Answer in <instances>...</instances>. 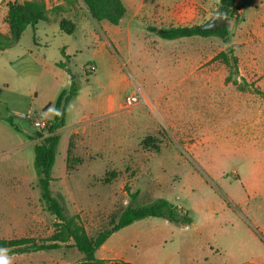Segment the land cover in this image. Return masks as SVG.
I'll return each instance as SVG.
<instances>
[{
    "label": "rangeland",
    "instance_id": "374dc122",
    "mask_svg": "<svg viewBox=\"0 0 264 264\" xmlns=\"http://www.w3.org/2000/svg\"><path fill=\"white\" fill-rule=\"evenodd\" d=\"M9 1L24 0H0V32L3 34L7 33L4 18ZM45 1L48 9L62 5V16L75 19L74 33L63 37L76 52L73 63L85 84L93 77V73L86 71L93 50L87 46V29L91 31L92 27L90 22L81 19L88 14L87 9L80 0ZM121 1L125 14L120 29L129 27L133 31L130 37L133 61H137L139 68H148L136 74L144 75L150 86L155 98L149 99L154 109L140 107L141 128L132 136L131 106H127L121 110L117 121L120 124L119 130L116 129L119 151L72 154L80 161L70 160L67 166L70 125L80 112V100L74 98L65 112L66 128L59 134L51 171L52 194L61 196L69 216H80L90 237L109 228L130 204L124 187H128L130 193L138 192L132 206L147 205L163 198L180 205L192 217V223L179 234L178 230L160 233L150 229L148 225L157 223V218L135 221L133 226L112 234L96 251L97 259L124 258L135 264H202L203 260L195 257L203 254L200 247L205 246L216 253L208 257L206 264H259L264 260V0H240L238 20L228 24L231 35L227 44L217 37L160 42L147 30L149 27L204 25L217 15L218 0ZM178 1L184 9L183 16L175 18L168 14L165 23L154 21L151 12L169 9ZM48 15L58 19L61 14ZM128 22L131 23L128 25ZM37 27L40 36H34L28 26L17 45L0 53V102L5 97L16 96L9 93L3 82L14 85L13 79L18 77L11 76L14 69L9 64L18 66L16 59L23 52L36 55L46 76L54 69L52 60L57 56L55 47L60 44L59 38L42 36L41 29H48L47 25L39 23ZM138 42L139 48L136 47ZM228 46L234 50L237 74L225 83L230 70L215 56ZM108 50L116 57L120 73L128 80V87L121 95L124 102L125 97L135 91L136 81L143 86L144 82L122 66L127 50L119 48L116 52L111 47ZM100 66L96 73L102 76L104 65ZM234 79L236 85L232 84ZM36 89L37 98L31 92V98H20L22 104H31L37 119H50L53 111L41 109L49 95L43 85ZM90 89L87 86L84 97ZM0 112H4L1 103ZM19 119L15 118L17 124L21 122L23 133L20 135L27 138L36 128ZM1 126L13 137L9 139L0 129V239L45 240L53 232L54 217L39 201L32 147L7 151L9 144H17L16 134L4 123ZM111 171L116 172L117 177L108 185L102 184L104 174ZM70 244L69 241L66 245ZM81 259L82 254L75 248L62 246L51 251L2 254L0 264H75Z\"/></svg>",
    "mask_w": 264,
    "mask_h": 264
},
{
    "label": "trees",
    "instance_id": "16d2710c",
    "mask_svg": "<svg viewBox=\"0 0 264 264\" xmlns=\"http://www.w3.org/2000/svg\"><path fill=\"white\" fill-rule=\"evenodd\" d=\"M87 9L88 15L95 21H105L112 26L119 24L125 14V7L121 0H80ZM240 0H218L217 15L229 17L231 20H238ZM60 15L58 18L59 29L67 35H71L75 30V23L62 16L64 7L56 5L50 9L45 0H24L22 2L9 1L6 3V14L4 23L7 26V33L0 32V52L15 46L28 26L34 27L38 22L49 23L51 19L48 14ZM202 25L192 26H170L167 28L149 27L150 32L162 40H177L190 37H217L224 44H227L231 31L228 26L220 27L214 31L202 30ZM232 46L216 55L230 70L226 82H230L233 75L237 74V61L233 55ZM64 62H57L56 66L70 72V57L66 56L61 50ZM72 73V72H71ZM73 74V73H72ZM237 81H232L236 85ZM80 84L73 79L67 88L59 91L55 100L47 105L44 110L49 108L53 111L52 119L47 121L45 132H35L32 166L36 178V186L39 189V201L43 204L46 212L54 217L53 232L45 240H36L28 237L14 239H0V255L2 254H25L40 251L58 250L65 247L75 248L82 254V259L75 264H131L123 260L105 261L95 257L96 251L107 241L115 232L131 225L133 222L146 218H157L168 221L176 225L187 226L192 223V217L188 211L182 207L173 205L166 199L156 201L142 206H132L138 196V192L130 193L128 187L124 190L130 198V204L126 206L115 222L110 227L98 232L94 237H90L80 219L79 215L69 216L61 196H54L50 189L53 181L51 171L55 162L57 147L59 143L58 130L65 125V112L68 104L76 97ZM15 131L18 128L13 124L11 117L3 119ZM45 134V135H44ZM150 140V139H149ZM71 143L67 150L66 163L68 161L78 163V158L71 156ZM117 177L114 171L106 172L101 179L102 184L108 185ZM70 245H66L68 242Z\"/></svg>",
    "mask_w": 264,
    "mask_h": 264
},
{
    "label": "crops",
    "instance_id": "0c3cea01",
    "mask_svg": "<svg viewBox=\"0 0 264 264\" xmlns=\"http://www.w3.org/2000/svg\"><path fill=\"white\" fill-rule=\"evenodd\" d=\"M180 2L181 1L176 2V6L170 7L169 9H160L155 11V13L151 12L152 18L157 23L158 22L165 23L168 14H170V16L175 18H177V16H183L184 9L182 6H179ZM162 12H164L165 14L162 15V17H159V15L157 14H161ZM81 19L90 22L92 27L91 31L87 29V36L89 38L87 41V46L92 47L93 49L89 63L93 64L96 67L95 71L93 72L92 79L88 80L85 84H83L81 81L79 75V69H77L73 63L74 53L76 52L72 44L68 41V39H65L63 37L66 35L59 29L58 19H51L49 23L38 22L34 27H31L34 36H40L41 35V33H39L40 29L37 26L39 23H43L47 25L49 28L41 29L42 36L46 38L48 36H51L53 38L54 37L59 38L60 44L56 45L55 47L57 56H54V59L52 60V65L54 69L52 70V73L49 74V77L45 75L46 74L44 73L45 69L42 66V63L38 62L36 55L30 53L29 51L28 52L25 51L22 53L21 57H17L16 63L18 62V66L13 67L12 63L9 64L10 65L9 67L14 69V70L12 69L13 73H11V76L14 77V74H16V76L18 77V79H13V81L17 84L14 83L13 86H11L9 82H3V84L8 89L9 93L14 94L16 96L5 97L0 102L2 105V109L4 111V112H0V129L5 131L4 134L7 135L9 139L13 137L12 133L8 132L6 129H3L1 123H4L7 126V128H9V130L15 132L17 144L16 145L9 144L7 151H11L13 149H21L26 146H30L33 148L34 144L37 143V139L34 138V133L36 132V130L32 135H29L27 138L22 137L24 135L22 136L20 135V133H23L20 130L21 122L17 124L15 118L19 119L20 115L27 113L32 114L34 117H36V112H34V110L31 109L32 107L31 104L29 106H24L20 98L23 97L31 98V95L29 93L33 92L32 96L36 99L37 98L36 87L39 88L41 85H43V88L46 89V93L47 95H49V98L41 104V109L43 110V112L50 111L52 110L51 108L44 110L45 107L51 104L55 100L57 94L60 91L59 90L60 87L67 88L70 85L71 81L73 80L71 79L70 73L68 71L56 66L57 62H64V59L61 56V50H63L66 56L70 57V62H69L70 72L74 74V79H76L80 84L78 93L75 97L77 101L80 100L79 101L80 112L75 122L71 123L70 125L71 135L69 137V141L72 145L71 156L72 154L74 156H80L81 154L97 153L100 151L102 152L107 151L110 152L111 154H115L116 151H119L120 142L119 140L117 141L116 138L119 132H117L116 129L119 130L120 124H118L117 121H119V114L121 110L128 108L121 100V95L123 91L128 87V80L124 76V74L120 73L121 67L116 57L108 50V47H111V49H113L116 52L119 50V48H123L127 50L128 52L126 53V55L123 53V57L125 55L126 60H124L123 58V61L121 63L122 66L127 68L131 75L135 76L136 78H139L140 81L143 80L144 82V86H143L141 83L135 80L136 83L142 87L147 104L146 105L140 104L129 107L131 114L130 134H132V136L137 135L139 128H141L140 118L138 114L140 111V107L144 106L149 110L154 109L153 103L151 102L150 99L154 100L155 97L153 98V95L150 91V86H148L147 81L144 79V75L136 74L137 71H148V68L147 67L139 68L137 61L136 63H134L133 61L134 59L131 53V49L133 45H132V39L130 38L133 35L132 29H130L129 27H126L123 30L120 29V24L122 20L119 22L118 25L112 26L105 21L97 22L93 20L88 14L82 16ZM72 21L75 23L74 18H72ZM130 23L131 22H128L127 24L129 25ZM175 23H177V21H175ZM175 26H179V25H175ZM154 28L157 31L160 28H167V27H154ZM75 29H76V24H75ZM152 33L159 41L162 40L158 38L154 32ZM197 38L201 39L202 37L195 36V37L182 38V39H197ZM182 39H177L172 41L165 40V41L174 42ZM39 40L43 44L46 43L43 42L41 38ZM139 43L140 42L137 43L136 46L137 48L140 47ZM5 51L7 50H4L0 53L4 54ZM100 65H104L103 66L104 71L102 76L96 73L99 72L101 68ZM78 78L80 80H78ZM225 83H227L226 79H225ZM87 86H90L91 89L90 92L86 93V97H84V94L86 92L84 90H86ZM17 87L21 88L22 90L16 92L15 89H17ZM25 88H27L28 90H25ZM28 94L29 97L27 96ZM161 96H163V93L161 94ZM8 117H11L13 124L18 128V131H15L12 127L9 126V124H7L3 120L4 118H8ZM51 119L52 117L47 120L46 119L45 120L42 119V120L47 123V121ZM19 120L30 122V124L32 125V121L30 120H26L22 118H20ZM65 128H66V123L64 127L58 130V134H60V132ZM18 134L21 137L17 136ZM66 157H67V152H66ZM177 206L181 207L180 205ZM157 220H159L157 221V223H152L151 225L148 226L150 229L160 233L164 231L173 232L178 230V234H179L188 227V225L182 226V225L169 223L168 221L163 219H157ZM131 226H133V224L129 225L128 227ZM247 231L249 233H252L250 229H247ZM113 234H116V232ZM207 248L208 247L205 246L200 247V249H202L203 254L201 256H198L197 258L195 257L196 260H201V261L203 260L202 264L207 263V259L209 256L216 255V253H214L212 250H207ZM99 259H103V258L100 257ZM116 260H123L131 264H135V262L128 261L124 258H118ZM259 264H264V260H262V262H260Z\"/></svg>",
    "mask_w": 264,
    "mask_h": 264
},
{
    "label": "built area",
    "instance_id": "2783aa9c",
    "mask_svg": "<svg viewBox=\"0 0 264 264\" xmlns=\"http://www.w3.org/2000/svg\"><path fill=\"white\" fill-rule=\"evenodd\" d=\"M95 69L96 67L93 64H88L86 71L88 73H93ZM124 104L126 106L147 104L143 89L139 84H137V86L135 87V91L132 94L125 97ZM20 118L32 121V125L36 128L37 132H43L46 129L47 123L43 120L37 119L32 114H22L20 115Z\"/></svg>",
    "mask_w": 264,
    "mask_h": 264
},
{
    "label": "water",
    "instance_id": "95a60500",
    "mask_svg": "<svg viewBox=\"0 0 264 264\" xmlns=\"http://www.w3.org/2000/svg\"><path fill=\"white\" fill-rule=\"evenodd\" d=\"M230 21L231 19L229 17L214 15L204 25L200 26L199 28L202 30L214 31L220 27L228 26ZM69 73L71 74V72ZM71 79H74V76H72Z\"/></svg>",
    "mask_w": 264,
    "mask_h": 264
}]
</instances>
